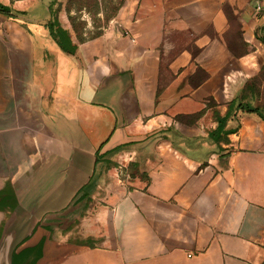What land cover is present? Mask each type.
Listing matches in <instances>:
<instances>
[{"label": "crops", "instance_id": "0c3cea01", "mask_svg": "<svg viewBox=\"0 0 264 264\" xmlns=\"http://www.w3.org/2000/svg\"><path fill=\"white\" fill-rule=\"evenodd\" d=\"M51 1L0 0V264H262L264 0H124L73 56Z\"/></svg>", "mask_w": 264, "mask_h": 264}, {"label": "rangeland", "instance_id": "374dc122", "mask_svg": "<svg viewBox=\"0 0 264 264\" xmlns=\"http://www.w3.org/2000/svg\"><path fill=\"white\" fill-rule=\"evenodd\" d=\"M53 1V0H52ZM120 0H55V9L51 12L52 18L66 25L78 39L89 40L102 34L113 26L117 4ZM231 14V10H227ZM232 19V18H231ZM234 22V20H232ZM258 78L248 84V93L243 92L242 99L249 96L264 105V69ZM263 81V88L261 84ZM247 98V99H246ZM252 106L250 103H247Z\"/></svg>", "mask_w": 264, "mask_h": 264}, {"label": "trees", "instance_id": "16d2710c", "mask_svg": "<svg viewBox=\"0 0 264 264\" xmlns=\"http://www.w3.org/2000/svg\"><path fill=\"white\" fill-rule=\"evenodd\" d=\"M124 0H120L119 3L117 4V8L115 12L118 11L119 7L122 5ZM55 3V0L51 1V6L52 4ZM7 6H4L0 4V11L7 13ZM46 27L48 29L49 35L53 38L59 49L64 52L67 55H77V43L78 42H83L85 39L77 38L76 36L73 35L71 32V29L68 28H63L58 20L55 18H50L46 22ZM245 91V89L242 90L241 94L238 95L239 98H242V94ZM238 107H240L243 111L246 112H252L256 113L259 117L264 119V105H256V106H249L247 103H238ZM232 108V102L229 104V110L227 111L226 116H228L230 109ZM223 125H224V118L219 119L218 125L216 130L217 131H223ZM234 131V129L229 128L224 130L225 133H230ZM78 244H84L86 242L82 241H76ZM264 264V261L262 262Z\"/></svg>", "mask_w": 264, "mask_h": 264}]
</instances>
